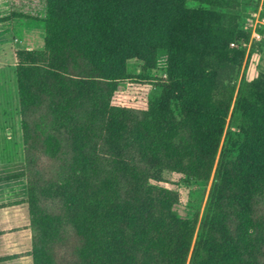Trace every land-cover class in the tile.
Listing matches in <instances>:
<instances>
[{"label": "trees", "instance_id": "trees-1", "mask_svg": "<svg viewBox=\"0 0 264 264\" xmlns=\"http://www.w3.org/2000/svg\"><path fill=\"white\" fill-rule=\"evenodd\" d=\"M44 1V48L16 53V82L27 151L63 157L44 195L64 215L28 189L33 264H55L68 226L69 264H264V73L220 12L236 0ZM161 58L165 79L127 73ZM215 165L194 240L172 209L180 182L208 181Z\"/></svg>", "mask_w": 264, "mask_h": 264}, {"label": "rangeland", "instance_id": "rangeland-1", "mask_svg": "<svg viewBox=\"0 0 264 264\" xmlns=\"http://www.w3.org/2000/svg\"><path fill=\"white\" fill-rule=\"evenodd\" d=\"M235 2L236 3L231 10H220V12H229L233 14L238 21L240 29L246 32L247 35H249L248 41L246 43L242 41L238 43L239 46L245 51V62L250 54H253L252 56L254 58L259 55L257 60V67L262 73H264V0H236ZM2 6H4L5 8L2 13H7V16L3 18H9L11 20L13 19L17 21L16 24L19 29L27 28L28 31L32 32L35 35L32 40L31 38H28L26 40V44L28 46L30 45L33 49H28L29 47L25 46V43L24 45H19L15 42L16 39L20 41L19 33L17 34V36H11V38L9 39L11 45L17 51H24L25 49L28 51L42 50L44 48L45 37L43 24V21L46 17L45 1L3 0ZM186 8L190 10H214L207 5L195 1L187 2ZM252 25H256V31L257 33H259L260 39L252 38ZM7 65H9V63H7ZM9 67L10 66H8L7 68L9 69ZM243 70L244 66L241 71V76ZM165 71L166 69L163 58L159 60L157 66L152 70L144 69L142 64L137 61L129 62L127 67V73L129 76H144L153 80L165 79ZM13 75V71H0V99L3 100V103L0 104V158H3L4 161H7V159L10 158L13 164L16 165L15 169L18 176L23 177L24 182H26L24 183L26 205H24L23 208L27 211H25L26 213H24V215L21 214L23 217L19 215L17 219L21 223V218L25 220L28 217L30 222L29 209L35 204L32 203L33 198H30V195L27 196L29 188L34 190V194H36L37 196L38 204L35 206H38L40 210L46 212L47 214L53 216H63L64 210L61 203L62 200L60 201L61 198L57 196L48 197L44 195V191L47 190L46 187L49 182L57 181V183H59L57 177L63 166V157H60V160L52 159L44 155L41 149L27 151L23 140L22 117L20 114L17 82H14ZM240 80L241 79L239 78L237 86ZM126 88L127 82H121L117 84V89L119 91H125ZM230 111L231 112L227 119L224 135L226 134L228 129L231 128L232 108ZM37 116L38 115H36L35 118H32L31 120L33 122H36ZM5 132L9 133V135L7 136L9 143L5 140L6 138H3ZM224 135L222 140L224 139ZM10 146L12 147V149H14V153H10ZM215 168L216 165L208 181H192L190 183L180 182L179 185V201L173 207L172 212L179 218L192 220L194 222V240L197 237L200 224L206 209L209 194L214 180ZM173 180L178 184L180 177H175L173 178ZM33 208L32 210H34ZM29 227L31 231V225ZM24 229L25 228H18L17 230H12L11 232L12 240L19 239L17 243H13L16 246L17 244H19L17 247L19 252L25 249V242L20 243V237H15L16 233L18 234V236H27H25L24 239L26 238L25 241L28 242V248L30 246V243L32 245V231L30 238L29 232H22ZM66 231L67 232L63 237V241L54 246L53 259L55 261V264H69L70 262H74L76 260L73 252L76 245L78 244V238L76 237L73 229L70 226L66 227ZM18 256L19 258L16 262L12 261L8 264H22L20 263V258L23 257V254Z\"/></svg>", "mask_w": 264, "mask_h": 264}, {"label": "crops", "instance_id": "crops-1", "mask_svg": "<svg viewBox=\"0 0 264 264\" xmlns=\"http://www.w3.org/2000/svg\"><path fill=\"white\" fill-rule=\"evenodd\" d=\"M2 3L3 0H0V71H13L14 82L16 83V53L18 51L11 45L9 39L11 36H17L19 33L20 41L16 39L15 42L19 45H24L28 38H31L32 40L35 35L28 31L27 28L19 29L16 24L17 21L3 18L7 16V13H2L5 10ZM25 46L29 47L28 49H33L30 45L28 46L26 44ZM7 63H9V65H7ZM8 66H10L9 69L7 68ZM2 103L3 100L0 99V104ZM8 135L9 133L5 132L3 138H6L5 140L9 143V140L7 139ZM9 151L10 153H14V149H12L11 146ZM15 167L16 165L13 164L10 158L7 159V161L0 158V264H8L12 261L16 262L19 258L18 255L21 254H23V257L20 258V263L33 264L31 256L32 245L30 243L28 248V242L25 241L26 238L24 239L26 235L18 236L16 233L15 237H20V243L25 242V249L20 252L17 249L19 244H17V246L13 244L14 242L17 243L19 239L12 240L11 238L12 230H17L18 228H25L22 232H29L31 238L28 217L25 220L21 218V223L17 219L19 215H24V213H26L25 211H27L23 208L24 205H26V194L24 193V183L26 182H24L23 177L18 176Z\"/></svg>", "mask_w": 264, "mask_h": 264}, {"label": "built area", "instance_id": "built-area-1", "mask_svg": "<svg viewBox=\"0 0 264 264\" xmlns=\"http://www.w3.org/2000/svg\"><path fill=\"white\" fill-rule=\"evenodd\" d=\"M252 38L260 39V35L256 31V25H252Z\"/></svg>", "mask_w": 264, "mask_h": 264}]
</instances>
